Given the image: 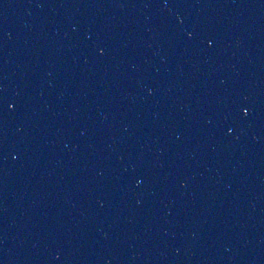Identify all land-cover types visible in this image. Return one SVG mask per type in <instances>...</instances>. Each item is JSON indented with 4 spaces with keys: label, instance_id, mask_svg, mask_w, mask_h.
<instances>
[{
    "label": "water",
    "instance_id": "1",
    "mask_svg": "<svg viewBox=\"0 0 264 264\" xmlns=\"http://www.w3.org/2000/svg\"><path fill=\"white\" fill-rule=\"evenodd\" d=\"M0 264H264V0H0Z\"/></svg>",
    "mask_w": 264,
    "mask_h": 264
}]
</instances>
